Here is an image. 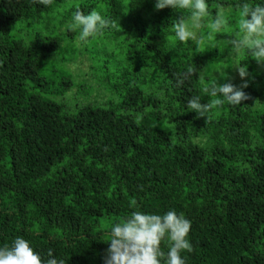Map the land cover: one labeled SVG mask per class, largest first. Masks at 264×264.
Wrapping results in <instances>:
<instances>
[{"label":"trees","instance_id":"trees-1","mask_svg":"<svg viewBox=\"0 0 264 264\" xmlns=\"http://www.w3.org/2000/svg\"><path fill=\"white\" fill-rule=\"evenodd\" d=\"M244 2L208 0L229 31L197 49L175 39L181 13L155 0H0V246L19 236L44 259L104 264L113 223L173 210L191 221L186 264H264V64L226 48ZM77 9L116 22L78 47L92 83L66 67ZM214 77L247 84L248 99L187 110Z\"/></svg>","mask_w":264,"mask_h":264},{"label":"clouds","instance_id":"clouds-1","mask_svg":"<svg viewBox=\"0 0 264 264\" xmlns=\"http://www.w3.org/2000/svg\"><path fill=\"white\" fill-rule=\"evenodd\" d=\"M34 2L47 5L50 0ZM154 7L156 10L171 8L181 13L173 27L175 39L178 42L194 41L197 49L216 47L213 37L229 31L231 15L226 17L221 11L213 16L209 12L208 0H155ZM182 10L188 13L186 17ZM205 19L209 21L207 33L200 31ZM236 19V30L226 41L229 54L234 57L247 54L258 64H264V0H259V3L245 0ZM115 26L116 22L100 11L85 13L77 9L67 23L66 30L78 32L79 40L86 43L103 36L106 30ZM239 64L236 65L239 76L244 78L247 76V69ZM216 71L227 79L223 70ZM243 87H247V84L237 87L230 82L218 83L215 77L207 82L202 79L201 93L209 97V100L201 103V96L192 97L187 101L186 109L203 117L213 108L238 106L248 99ZM190 228L191 221L173 210L163 214L133 211L108 229V239L104 241L108 244L104 264H186L181 253L191 250L188 239ZM165 239L168 242L166 255L160 248ZM47 257L44 259L28 240L19 236L10 244L0 246V264H64L63 259L55 258L51 250Z\"/></svg>","mask_w":264,"mask_h":264},{"label":"rangeland","instance_id":"rangeland-1","mask_svg":"<svg viewBox=\"0 0 264 264\" xmlns=\"http://www.w3.org/2000/svg\"><path fill=\"white\" fill-rule=\"evenodd\" d=\"M76 48L79 47L83 42L79 40V38L75 39ZM93 42V41H92ZM91 44V43H90ZM79 56L72 59L70 62L66 64V67L69 71L77 76V80L80 79L82 81L87 80L88 83L96 82V69L93 66V63L88 58L87 53H82L81 49L78 48ZM80 51V52H79ZM96 93H94L95 96Z\"/></svg>","mask_w":264,"mask_h":264}]
</instances>
